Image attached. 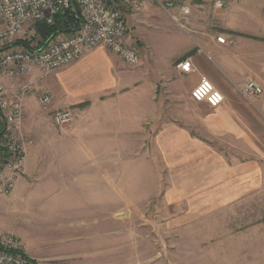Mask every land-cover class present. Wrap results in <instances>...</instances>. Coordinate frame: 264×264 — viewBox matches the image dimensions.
I'll return each mask as SVG.
<instances>
[{
	"label": "crops",
	"instance_id": "0c3cea01",
	"mask_svg": "<svg viewBox=\"0 0 264 264\" xmlns=\"http://www.w3.org/2000/svg\"><path fill=\"white\" fill-rule=\"evenodd\" d=\"M152 3L144 13L148 21L153 17ZM224 34L226 43L214 35L200 37L198 47L187 43L183 48L187 55L177 63L168 61L167 68L141 61L137 68L120 70L102 45L38 82L54 99L48 110L40 106L36 94L24 100L22 132L31 141L24 177L46 174L45 180L55 181L58 187L61 181L75 179L74 164L81 160L87 165L88 180L112 181L110 169L99 171L101 165L111 168L121 162L125 165L126 160H166L174 173L172 193L183 191L184 199L194 206L192 212H221L225 202L248 196L256 180L254 160H264V91L256 109L244 100L239 86L244 78L264 89V45L246 42L229 31ZM187 58L192 60L191 72L177 67ZM193 72L197 76L190 78ZM34 77L3 81L14 89L22 78L33 81ZM202 77L223 92L221 104L193 100L190 92ZM160 81L166 85L164 91ZM66 108L74 111L73 123L55 126L53 112ZM163 116L167 119L160 120ZM239 152L247 160L241 172L239 163L229 161L240 160ZM22 180L20 175L15 190ZM6 199L0 196V204ZM60 207L74 211L70 204ZM231 241L244 244L241 238Z\"/></svg>",
	"mask_w": 264,
	"mask_h": 264
},
{
	"label": "rangeland",
	"instance_id": "374dc122",
	"mask_svg": "<svg viewBox=\"0 0 264 264\" xmlns=\"http://www.w3.org/2000/svg\"><path fill=\"white\" fill-rule=\"evenodd\" d=\"M217 1L190 0L187 31L154 2L153 12H148L153 17L145 20L152 1L137 12L118 5L128 24V43L137 47L141 61L167 68L168 61L177 63L187 55L183 50L187 43L201 46L199 39L206 35L217 37L229 31L246 42L264 45V0H222L221 6ZM18 41L37 47L35 23L26 25L11 44L26 46ZM106 50L120 70L141 64L127 66L112 50ZM53 73L42 75L34 70V80L22 78L20 84L31 85L29 95L39 98L47 90L37 83ZM246 80L252 79L241 78V83ZM159 88L165 90L164 81ZM260 97L243 98L258 109ZM239 158L229 161L239 163L241 172L247 160L243 152ZM254 162L253 192L225 202L221 212L207 213L192 212L194 206L180 189L172 193L174 173L166 160H126L125 165L121 162L111 168L101 165L99 171L110 169L115 177L112 181L88 180L87 165L77 160L75 179L59 182V188L55 181L45 180L46 174L24 177L22 172V186L5 195L6 201L0 204V231L17 235L36 264H264V160ZM60 204L73 205L74 211H61ZM232 238H241L244 244H234Z\"/></svg>",
	"mask_w": 264,
	"mask_h": 264
},
{
	"label": "built area",
	"instance_id": "2783aa9c",
	"mask_svg": "<svg viewBox=\"0 0 264 264\" xmlns=\"http://www.w3.org/2000/svg\"><path fill=\"white\" fill-rule=\"evenodd\" d=\"M149 1L163 8L181 29L188 30L192 7L190 0H0V149L4 154L0 162V196L13 192L22 174L31 142L22 132L24 100L32 92L29 84L10 89L3 78H21L38 70L49 75L67 67L99 46L112 50L128 66L141 61L137 47L128 43V24L118 2L133 12L140 11ZM218 5L223 1L218 0ZM72 12L80 26L75 31L60 34L41 48L13 46L25 26L37 21L54 22L56 15ZM217 41L226 43L225 35ZM191 72V58L178 65ZM243 84V85H242ZM239 86L241 94L254 99L263 94V87L255 80H246ZM197 102L209 101L219 105L225 100L223 92L207 77H202L191 90ZM53 95L45 91L38 101L44 110L53 103ZM57 127H67L74 121L71 109L53 112ZM0 264H36L24 252L20 238L0 231Z\"/></svg>",
	"mask_w": 264,
	"mask_h": 264
},
{
	"label": "trees",
	"instance_id": "16d2710c",
	"mask_svg": "<svg viewBox=\"0 0 264 264\" xmlns=\"http://www.w3.org/2000/svg\"><path fill=\"white\" fill-rule=\"evenodd\" d=\"M79 26L80 22L77 21L72 12L56 15L52 24H49L45 21L35 22L37 36L39 37V42L36 48L46 46L52 39L56 38L58 35L75 31ZM18 43H23L27 47H30V44L28 42H16V44ZM1 130L2 127H0V133ZM0 150L2 151V149ZM3 155V153L0 154V162L2 161Z\"/></svg>",
	"mask_w": 264,
	"mask_h": 264
}]
</instances>
